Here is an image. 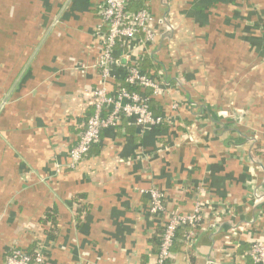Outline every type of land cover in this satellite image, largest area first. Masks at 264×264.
Listing matches in <instances>:
<instances>
[{
	"label": "crops",
	"instance_id": "obj_1",
	"mask_svg": "<svg viewBox=\"0 0 264 264\" xmlns=\"http://www.w3.org/2000/svg\"><path fill=\"white\" fill-rule=\"evenodd\" d=\"M103 1L0 0V264L12 248H40L45 264H156L152 186L171 211L206 202L193 248L177 238L169 264H253L264 240V0H148L165 22L138 53L174 88L155 99L170 120L150 130L124 118L71 169L93 113L84 92L100 81ZM52 209L54 227L42 222Z\"/></svg>",
	"mask_w": 264,
	"mask_h": 264
},
{
	"label": "built area",
	"instance_id": "obj_2",
	"mask_svg": "<svg viewBox=\"0 0 264 264\" xmlns=\"http://www.w3.org/2000/svg\"><path fill=\"white\" fill-rule=\"evenodd\" d=\"M136 0H104L98 7L100 22L95 28V38L99 42L101 56L95 68L100 69V81L92 90L84 92L90 99L93 113L84 124L78 142L69 151V168H75L89 155L92 147L100 140L103 130L116 128L122 119L128 118L146 129L161 127L170 120V116L155 115L150 108V98L157 99L171 95L174 88L166 84L163 74L148 73L140 67L139 49L149 51L159 34L157 24H164V19L155 20L149 2L138 12H131L129 6ZM122 49L116 53L118 44ZM139 89L130 91L121 85ZM151 91V97L146 91ZM172 112L181 108V103L172 100L167 105ZM149 199V212L158 221L163 234L156 264H169L172 249L180 231H185L183 243L187 250L195 244L197 233L206 217V202L197 198L189 213L167 209L164 192L152 186L144 191ZM253 264H264V240L252 243L248 252ZM46 253L35 248L33 255L19 248L10 249L6 264H45ZM188 264H194L189 262ZM213 264V263H212Z\"/></svg>",
	"mask_w": 264,
	"mask_h": 264
},
{
	"label": "trees",
	"instance_id": "obj_3",
	"mask_svg": "<svg viewBox=\"0 0 264 264\" xmlns=\"http://www.w3.org/2000/svg\"><path fill=\"white\" fill-rule=\"evenodd\" d=\"M148 0H136L135 2L132 3V5L129 6V10L131 12H138L139 10L143 9L144 8V4L145 2H147ZM121 43L119 42L115 47H114V50L117 52H119L121 49H122V46L120 45ZM101 56V52H100V55L98 57V59L100 58ZM98 61V60H97ZM140 67L143 71L145 72H149L150 70H153L155 72V74L157 75L160 70H161V66L159 64H155L152 60V58L148 55V56H145L144 60L141 61L140 63ZM99 71V74H100V69H97ZM101 79V77H100ZM120 79V78H119ZM119 82L121 83V85L123 86H126L130 91H136V92H139V89H136V88H131L127 85H125L124 83V79H120ZM146 94L148 96L151 97L152 95V92L149 90L146 91ZM150 108L152 110V112L155 114V115H160V106H159V102L156 101L155 99L153 98H150ZM163 126V125H162ZM161 126V127H162ZM159 128V127H158ZM154 129H157V128H152L151 130H154ZM92 150V149H91ZM90 150V152H91ZM89 152V154H90ZM256 152L258 153V148L256 149ZM89 156V155H88ZM83 209V208H82ZM79 214H83L85 212V210L83 211H80L78 210ZM43 223H50L52 225V227L56 226V210L55 209H52V210H49L45 216V219L42 220ZM54 229V228H53ZM163 234V230L160 234V241L158 243V251L156 252L157 256H158V253H159V249H160V245H161V236ZM184 235H185V231H180L179 234L177 235V238H181L182 242H183V239H184ZM49 236L52 240H55V236L53 234H50L49 233ZM175 245V244H174ZM174 248V247H173ZM34 249L35 248H32L28 253L30 255H33V252H34ZM173 251V249H172ZM169 262V261H168ZM147 263V259L145 257H143V262L141 264H146ZM191 263H194V261H191Z\"/></svg>",
	"mask_w": 264,
	"mask_h": 264
},
{
	"label": "rangeland",
	"instance_id": "obj_4",
	"mask_svg": "<svg viewBox=\"0 0 264 264\" xmlns=\"http://www.w3.org/2000/svg\"><path fill=\"white\" fill-rule=\"evenodd\" d=\"M6 102H7V100H4V103H6ZM0 107H1V106H0ZM2 107H3V105H2ZM2 107H1V108H2Z\"/></svg>",
	"mask_w": 264,
	"mask_h": 264
}]
</instances>
